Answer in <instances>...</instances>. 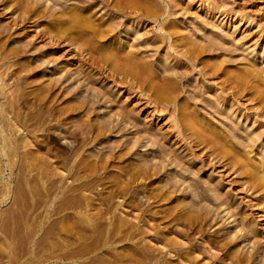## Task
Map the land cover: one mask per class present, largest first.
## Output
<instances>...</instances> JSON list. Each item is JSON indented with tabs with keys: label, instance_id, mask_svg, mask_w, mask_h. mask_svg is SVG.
I'll list each match as a JSON object with an SVG mask.
<instances>
[{
	"label": "rangeland",
	"instance_id": "1",
	"mask_svg": "<svg viewBox=\"0 0 264 264\" xmlns=\"http://www.w3.org/2000/svg\"><path fill=\"white\" fill-rule=\"evenodd\" d=\"M26 1L0 0V264H257L264 259L261 206L253 205L257 201L249 199L236 174L221 175L196 159L191 149L197 147L200 153L202 145H194L191 138L196 136L193 121L185 122L191 115L179 121L183 138L172 124L175 117L156 111L148 94L140 96L114 81L109 63H87L90 50L85 44L81 48L82 34L49 38L57 31L54 16L25 12ZM61 2L40 0L36 8L59 11L67 5V10L83 12L89 7L86 0ZM92 2L96 5L88 15L94 23L113 20V11ZM156 2L159 21L126 24V29L138 28L142 40L151 34L155 40L142 46L134 38L138 34L125 37L130 38L125 46L132 44L128 49L145 57L156 78L176 76L172 68L185 64L177 53L181 48L157 37L163 33L156 30L163 17L172 34L182 29L177 36L206 33L197 40L211 45L206 40L215 36L226 47L237 43L233 52H205L199 57L202 66L223 61L225 69L244 73L252 61L264 71V0ZM182 40L176 44L187 39ZM197 73L177 80L179 105L186 104L183 97L200 81L205 87L233 84L230 74L220 76L222 70L214 81L204 82ZM246 83L233 84L234 90L243 92V101L251 97L246 106L261 111L253 105L259 103L254 90L247 91L251 83ZM99 93L106 95L93 104ZM203 116L211 120L208 127L224 123L209 112ZM263 117L252 118L259 131L264 130L259 128ZM259 149L258 157L264 158V139ZM197 181L209 186V198L198 197ZM218 195L224 204L215 201Z\"/></svg>",
	"mask_w": 264,
	"mask_h": 264
},
{
	"label": "bare ground",
	"instance_id": "2",
	"mask_svg": "<svg viewBox=\"0 0 264 264\" xmlns=\"http://www.w3.org/2000/svg\"><path fill=\"white\" fill-rule=\"evenodd\" d=\"M29 1L30 0H28V2L26 1L27 4L25 3L26 4L25 12L40 14L41 16L46 15V14H50V16L51 15L54 16L55 24L52 26H53V29H55L57 27V29H55L57 31H55L56 32L55 35H53V36L50 35L49 38H51L54 41L55 37H57L56 40H58L61 37H63L62 34H64V35H66L65 36L66 39L67 38L71 39V36L73 38L74 33H77L80 35L82 34L84 43H81L80 46L82 44H85V45H87L86 47H88V49L90 50V51H88L89 56L87 58V63L95 64V65H96V63L98 64L99 62H102L103 64L109 63L110 64L109 67H111L110 69H111V71H113L112 76L114 77V81L116 83H119L121 85L126 86L127 89L132 90L133 93L139 94L140 96H144L145 94H148L149 95L148 100H149L150 104L152 103L154 105V109L156 111H159L161 113L171 114L175 117L174 122H172V124L174 123L173 126L177 127V131L180 135L184 134V133L182 134V130H180V127L182 126L181 124H179L180 119L183 117L184 114L191 115L190 118L192 117V119H190V118L188 119L187 118L188 116L186 117L187 120L185 119V122L187 121L186 123H189L191 120L193 121V123L190 122L193 124V127L191 129H192L193 135L196 134V136H194L195 138H193V137H191V138L195 141L194 145L195 144H197L198 146L202 145L200 147L201 152L205 153V151H206L205 154L203 153L204 155H200L201 152L198 153L199 150L196 149L197 147L194 146L192 143H189V144H191L192 148L196 147V148L191 149L196 154V159H199V160L201 159V162H204L206 165H212L213 167L216 168V170L219 169L222 173L221 175H226L229 172L236 174L238 177V179H236V180H238L239 182L241 181L240 185L243 188V190L245 191V193H247L249 195V199L251 201H254V202L257 201L255 203H253V205L254 206L257 205V208L261 206L262 208L260 207L259 211L262 213V215H264V203H263L264 202V160H263L264 158H259L258 156L260 155V152L257 153L260 150L259 149L260 145L263 143V139H264L263 138L264 130L263 129L261 130L262 127L264 128V122H263L264 120L262 121L263 123H259V125H260L259 128L261 131L257 130V128H255L252 125L255 122V121L252 122V120H253L252 118H262L263 113H264V89H262L264 87L263 86L264 85V71L262 69H260L261 67L260 68L256 67L252 61H251L252 64L249 63L250 66H248L249 65L248 63H247L248 65L246 63H245V66L242 65L244 67L248 66L246 72L242 73L243 71L240 72V70L239 71L238 70L231 71V70H228L229 68L225 69L226 66L223 67V61H216V62H213L211 64H208L209 62L207 63L206 61H204L207 64L206 63L203 64V66H204L203 67L202 66V63H203L202 60L203 59L201 61L199 60V57L202 54H204L205 52H208L209 50H212V49H213V51H215L214 49H216V51H219L221 49H223V50L225 49L228 52H231L232 50L234 51V48L232 46H234V45L236 46L237 43L235 44L232 42V45L230 43V46L226 47L227 44L225 45V43L224 44L221 42L216 43V41L213 39L215 36L209 37V38H207V40L205 39L206 41H209V42L211 41V45L209 43L205 44L202 41H201L202 42L201 43L197 39H200V37L201 38L205 37L206 33H205V35L203 34V36L199 35L200 36L199 38H192L191 37L192 38L191 39L190 38V36H192L191 33H193V34H195V33L191 32L189 34L188 33L185 34V36L184 35L179 36L180 33L183 34V32L181 31L182 29H180V28L177 29L174 34H172L168 30V28L167 29L165 28V26H166L165 22L167 21L166 20L167 18L163 17L165 19L161 18L163 20L158 22L159 26L156 28V30H158V32L160 31L163 33L157 35V37L164 40V41L166 40V42L169 43L170 47L176 46L177 49H178V47L181 48V51L177 50V53H179L178 56L181 55L185 59V61L183 62L185 64H184V66L179 65L180 67L177 66V67L172 68V69H174V74H176V76H174V75L173 76L172 75L166 76L165 74L163 76L161 74L163 77L160 76V78H158V76H157V78H158L157 79L156 76H154L155 74L153 75L152 68L150 67L149 62L146 61L145 57L141 56L142 54L140 55L139 53H137L131 49H128L130 46H132V44L125 46L129 42V39H130V38L128 39L125 37L129 36V35L132 36L131 33L134 32V33L138 34V35H136V37H134L137 40L138 45L141 44L142 46L143 45L145 46L147 44H150V42L153 40V38H152L153 36H151L152 34L149 37L144 38L142 40L141 38H142V36L144 37V34L138 33V32H140L138 28H132L131 29L128 27L126 29V24H127V21H129V20H131L134 23L137 22L139 24L142 22V24H144V23H146V21L150 20L149 18L154 19L153 21H155V22L159 21L160 15L159 16L155 15V11H157V10L154 9V1L158 2V0H94L96 3H98V2L101 3V6H100L101 8L107 7L108 10H111V11H113V13L116 14V15L113 14L114 16L112 15L114 17V18H112L113 20H111V21L107 20L104 22L101 21L97 24L94 23V21L91 20L92 18H90V16L88 15L89 10H91L92 6L96 5L94 2H92V0L91 1L86 0L87 2H89V4H87V6L89 5V7H87L85 5L87 8L83 12L76 10V9L67 10L64 8L65 6H67L65 4H64L65 5L64 7H63V5L61 6V7H63V9L59 8V11L58 10L55 11L54 10L55 8L53 10L49 9L51 12H48L49 10L45 11L42 9H40L38 11V9L36 7L41 4V3L39 4L40 0H38V1L35 0L36 1L35 4L34 3L32 4V1H31V3ZM33 2H34V0H33ZM83 2H84V0H83ZM54 3L58 4V3H62V2H61V0H54ZM98 6H99V4H98ZM69 8L70 7H68V9ZM46 9H48V8H46ZM162 14H163V12H162ZM155 16H157V17H155ZM152 23H154V22H152ZM166 23H169V22H166ZM134 25H133V27H134ZM138 26H140V24ZM155 26H156V24H155ZM153 29H154V27H153ZM201 29L202 28H199L197 30H201ZM178 31L179 32L181 31V32L177 36ZM48 32L54 33V30L52 31V29H51ZM152 33L156 34L155 30ZM165 33H167V34H165ZM199 33L201 34V32H199ZM77 34H76V36L78 37L79 35H77ZM116 34H119V37H115ZM195 36L198 37L197 34ZM207 37H208V35H207ZM65 38H63V39L65 40ZM151 38H152V40H150ZM179 38H181V39L183 38V40H185V39H187V40H185V42H183L182 44L179 45V41L176 44V40H179ZM189 38L191 40H189ZM154 40H155V38H154ZM200 40H202V39H200ZM221 40H219V41H221ZM69 41H71V40H69ZM194 41H197L198 43H201V44H198ZM155 42H157V41H155ZM153 44H154V42H153ZM76 46H78V44ZM83 46H81V48ZM79 47H78V49H79ZM231 47H232V50H231ZM146 49H148V48H146ZM86 50H87V48H86ZM79 51H80V49H79ZM195 60H197V61L199 60L201 62L200 64H201L202 68L201 67L198 68L199 62L196 63ZM248 60L250 62V59H248ZM179 62L182 63V59L179 60ZM237 65H240V64H237ZM162 66L163 65H161V67ZM181 67H183V69ZM167 68H170V67H167ZM197 69H198V73L201 74L200 79H202V81H204V82L209 81V80H213L214 79L213 77H215L216 74H219L218 71L222 70L223 73H221L220 76L222 77V75L227 76L230 74L229 79L232 80V83L235 84V86L237 85L240 87L243 84H245L246 82L251 83L250 84L251 87L250 88L248 87L249 89H247V91L248 90L251 91V89H252V91L254 90L253 92L252 91L251 92L258 99L259 103H257L258 105L257 104H253V105L261 106V111L260 110L258 111L259 107H254V106H249V105L246 106L245 102L249 101L251 97H248V98H246L245 101H243L244 100L243 99L244 97L242 96L243 92L238 93V91H235L234 90L235 86L233 87V84L231 85L229 81L228 82L230 85H227V86L225 85V82H224V84L222 82L214 83V85L213 84L209 85V83L207 82L208 85H206L207 87H205V85H202L201 81L198 82V84L196 83L195 84L196 86H193L192 92L190 91V93H191L190 96L187 95L188 98H187V96L183 97V98H186L184 101L187 105H189V106L193 105L197 109V111H196V109L194 110L197 112V115H195L196 113H194L193 110H192V112L190 111L191 106L188 108L186 106V104H182L183 106L179 105L180 102L177 103V97H178L177 96V94H178L177 88L179 87L178 86L179 84H177V82L179 81V79H182L184 77L186 78L187 75H189L191 72L193 73V71H196ZM233 72H235V73H233ZM114 75H116V76H114ZM231 75H233V76H231ZM175 77H177V78H175ZM210 77H212V78L210 79ZM215 81H216V78H215ZM176 84H177V86H176ZM212 85H213V87H211ZM204 88H206V92L203 94L202 92H203ZM147 91L151 94L146 93ZM182 91H184V90H182ZM178 92H180V91H178ZM208 93L210 95L215 94L216 97L215 96L214 97L216 99L215 98L212 99L211 97H213V96L206 95ZM100 94L101 93L96 94L94 96L93 104L95 102H97V100H99V96L102 95V94L101 95ZM104 94L100 98L105 97ZM93 99L91 101H93ZM224 99L229 100V104H226V103L224 104V102L221 103L222 101H220V100H224ZM198 105H200V107H202V109H199ZM152 108H153V106H152ZM237 110L240 112L239 114L235 113V111H237ZM208 112L210 114L217 115V117L219 116V118L221 117L220 119H222L224 121L223 125L219 126V125L213 123L211 126L208 127V125H206V123L209 121L208 120L209 117L207 116L208 119L203 118L204 113H208ZM125 113H124L126 115L125 118L126 119L130 118L129 114H131V113H129V114L127 112H125ZM120 114H122V113H120ZM125 115H123V117ZM246 119H247V121L250 120L249 124L247 123ZM256 120H258V119H256ZM207 124H209V123H207ZM198 127L201 129L200 132L198 131ZM196 130L198 133H196ZM193 135H191V136H193ZM238 137H240L241 140H243V141L239 140ZM183 138H185V135H183ZM261 150H262L261 152L264 151L263 149H261ZM262 154L264 155V152ZM208 158H210V159H208ZM256 158H259V159L257 161H255ZM194 159H195V156H194ZM200 182L201 181H197V183H195V184H197V187L199 186L198 189L200 188V190H198V197H200L201 199H203V198L207 199V198H209L208 195L210 196V192H211L210 188L208 185H207L208 187L202 186L203 183L201 182L202 184H200ZM216 194H218V193H216ZM196 195L197 194H195V198H196ZM217 197L218 198L216 200L215 199L214 200L217 202L219 201L218 205L224 204V202L222 200H220V199H222V198H220L221 195L220 196L218 195ZM210 199H211V197H210ZM211 200H213V198ZM217 202H216V204H217ZM222 208H223V206H222ZM225 208H227V206ZM230 216H232V215H230ZM243 218L245 219V217H243ZM235 220H236V218H235ZM249 228H250L249 229L250 235L252 234L255 236L256 230L254 228H251V227H249ZM258 262L259 263H257V264H264V259H261Z\"/></svg>",
	"mask_w": 264,
	"mask_h": 264
}]
</instances>
